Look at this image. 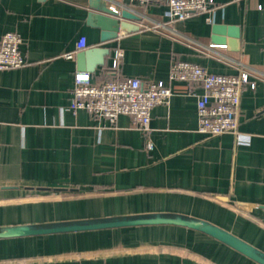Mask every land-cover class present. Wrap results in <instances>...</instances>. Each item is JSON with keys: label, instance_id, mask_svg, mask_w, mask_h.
Returning a JSON list of instances; mask_svg holds the SVG:
<instances>
[{"label": "crops", "instance_id": "crops-1", "mask_svg": "<svg viewBox=\"0 0 264 264\" xmlns=\"http://www.w3.org/2000/svg\"><path fill=\"white\" fill-rule=\"evenodd\" d=\"M140 19L101 44L88 0H0V37L17 33L24 66L0 71V227L171 213L223 228L264 252V0H214L207 14L167 23L163 5L102 0ZM237 27L239 49H211L212 25ZM109 49L95 85L136 78L172 88L149 129L71 111L76 44ZM118 51L123 57L113 67ZM72 58L65 55L72 54ZM173 61L237 75L236 133L197 132L201 88L170 83ZM152 149H147V144ZM0 264H256L184 227L145 225L0 239Z\"/></svg>", "mask_w": 264, "mask_h": 264}, {"label": "built area", "instance_id": "built-area-1", "mask_svg": "<svg viewBox=\"0 0 264 264\" xmlns=\"http://www.w3.org/2000/svg\"><path fill=\"white\" fill-rule=\"evenodd\" d=\"M131 5H163L166 7L167 23L184 22L200 14L208 15L212 23L218 5L214 0H127ZM241 2L244 0H232ZM21 37L15 32L4 33L0 37V71L24 66L19 47ZM87 47L85 37L76 44V52ZM211 49H225L226 45L209 46ZM72 58V54L65 55ZM123 52L118 51L113 61L117 67ZM237 75H221L208 72L204 67L186 61H173L170 65V83H184L187 86L201 88L196 96L197 132L202 135L218 136L224 133H236L238 112L243 87L249 82V75L239 64ZM172 88L162 82H149L143 85L136 78L118 79L116 81L95 85L89 73L76 72L74 87L71 90L69 109L86 111L92 117L115 123L121 115L134 119L142 131L149 129L151 111L159 105H166L172 96ZM152 149V144H147Z\"/></svg>", "mask_w": 264, "mask_h": 264}, {"label": "water", "instance_id": "water-1", "mask_svg": "<svg viewBox=\"0 0 264 264\" xmlns=\"http://www.w3.org/2000/svg\"><path fill=\"white\" fill-rule=\"evenodd\" d=\"M88 7L89 12L86 17V24L90 28L100 31L99 42L101 44L116 39L120 31L130 33L138 30V26L135 22H138L140 18L127 9H114L102 0H88ZM239 39L240 36L237 27L219 24L212 25L211 40L213 42L222 43L231 51H238ZM108 54V48L98 46L79 51L75 56L77 71L89 74L94 73L97 67L104 65L105 57ZM145 225H174L197 231L229 247L256 264H264V252L238 238L229 231L201 219L171 213L0 227V239Z\"/></svg>", "mask_w": 264, "mask_h": 264}]
</instances>
